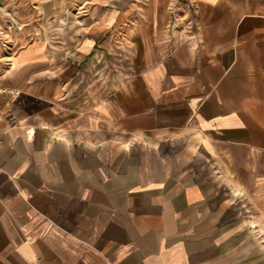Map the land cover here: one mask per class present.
<instances>
[{
  "label": "crops",
  "instance_id": "1",
  "mask_svg": "<svg viewBox=\"0 0 264 264\" xmlns=\"http://www.w3.org/2000/svg\"><path fill=\"white\" fill-rule=\"evenodd\" d=\"M0 264H264V0H0Z\"/></svg>",
  "mask_w": 264,
  "mask_h": 264
},
{
  "label": "built area",
  "instance_id": "2",
  "mask_svg": "<svg viewBox=\"0 0 264 264\" xmlns=\"http://www.w3.org/2000/svg\"><path fill=\"white\" fill-rule=\"evenodd\" d=\"M6 48H7V43L0 38V53H3V51H5Z\"/></svg>",
  "mask_w": 264,
  "mask_h": 264
}]
</instances>
